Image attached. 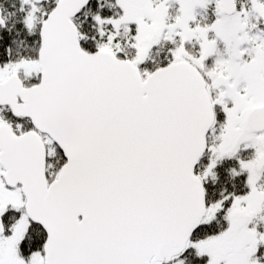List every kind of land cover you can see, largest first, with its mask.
<instances>
[{
  "label": "snow or ice",
  "instance_id": "obj_1",
  "mask_svg": "<svg viewBox=\"0 0 264 264\" xmlns=\"http://www.w3.org/2000/svg\"><path fill=\"white\" fill-rule=\"evenodd\" d=\"M0 264H264V0H0Z\"/></svg>",
  "mask_w": 264,
  "mask_h": 264
}]
</instances>
